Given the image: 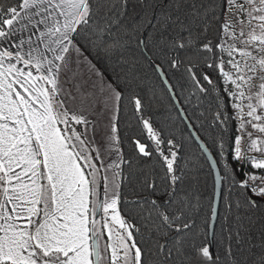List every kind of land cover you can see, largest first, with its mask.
I'll return each instance as SVG.
<instances>
[{
	"label": "snow or ice",
	"instance_id": "1",
	"mask_svg": "<svg viewBox=\"0 0 264 264\" xmlns=\"http://www.w3.org/2000/svg\"><path fill=\"white\" fill-rule=\"evenodd\" d=\"M142 3L145 16L129 20L128 0H0V264H249L239 256L242 221L219 239L208 238L206 220L201 229V200L177 174L179 146L140 115L134 88L147 69L170 92L176 73L193 94L207 95L205 85L223 91L234 117L221 110L213 122H238L231 155L259 170L238 180V169L226 165L223 179L243 193L238 210L259 208L264 0ZM210 18L219 25L214 40ZM20 32L29 35L16 51L4 46ZM93 53L109 62L114 79L89 59ZM218 80L226 87L217 89ZM125 100L151 141L129 137L127 159L118 127ZM96 115L106 116L104 128ZM218 147L222 156V140ZM153 154L161 172L132 170L134 158ZM251 264H264V253Z\"/></svg>",
	"mask_w": 264,
	"mask_h": 264
},
{
	"label": "trees",
	"instance_id": "2",
	"mask_svg": "<svg viewBox=\"0 0 264 264\" xmlns=\"http://www.w3.org/2000/svg\"><path fill=\"white\" fill-rule=\"evenodd\" d=\"M212 9L209 8L211 13ZM145 16V7L142 0H128L127 18H140ZM223 17H221V23ZM209 27L207 36L213 39L217 35L219 25L212 18L208 21ZM93 63L101 71L106 70V74L114 79L112 68L109 62L101 60L97 62L94 53L89 56ZM121 69L117 68L116 72ZM205 71H210L205 69ZM146 77L134 88L143 98V112L140 114L144 119L149 120L153 128L161 132L165 139H172L178 145V173L182 176V186L196 193L203 205L200 213V226L203 229V221L209 225L213 220V234L219 239L222 229L227 231L229 226L235 227L239 221H242L244 228L241 230L243 238L242 249L239 253L241 259L247 257L249 264L253 254L259 256L264 253V204L256 209H237L235 201L240 199L243 201V193L239 188L229 190L228 184L223 179L224 172L227 171L226 165H230L233 169H238L236 176L238 180H242L243 173L252 171L250 164L242 166L243 162H236L232 155V147L234 145L235 136L237 135V121L233 118L228 120L223 126L213 122L214 114L217 111H224L226 116H233L234 112L230 106V98L223 91H213L211 86L207 95L194 93L190 82L182 78L181 73L169 76V83L173 85L170 92L168 88L157 78V76L147 70ZM210 74L216 80L215 73ZM225 87L222 80H218L216 88ZM219 98V99H218ZM220 105L218 108L217 105ZM118 127L120 137L123 141L122 147L125 158H129L132 153V146L128 138L134 136L140 139L141 143L150 144L147 139L146 130L141 134L142 125L137 122V116L133 108L125 100L118 113ZM224 143L223 155L218 156L220 151L218 145ZM202 144L211 155L220 175V194L216 209L213 210V194L214 179L210 163L201 147ZM143 168L145 172H151L155 169L161 172V165L155 154L151 158H134L133 171H139ZM125 195L132 198L130 188L125 189ZM251 195V193H248ZM255 199V197H253ZM232 202L233 207L228 209L227 205ZM212 234V238H213ZM211 238V239H212ZM210 239V238H209ZM234 245L236 238L233 237ZM254 246V247H253Z\"/></svg>",
	"mask_w": 264,
	"mask_h": 264
},
{
	"label": "water",
	"instance_id": "3",
	"mask_svg": "<svg viewBox=\"0 0 264 264\" xmlns=\"http://www.w3.org/2000/svg\"><path fill=\"white\" fill-rule=\"evenodd\" d=\"M202 147V144H200ZM209 163L212 169V173H213V179H214V194H213V210L216 209L217 203H218V199H219V194H220V175L218 172V169L215 165V162L213 161L211 155L209 154V152L206 150V148L203 146L202 147ZM213 227H214V222L213 220L210 222L209 225V238H212V234H213Z\"/></svg>",
	"mask_w": 264,
	"mask_h": 264
},
{
	"label": "crops",
	"instance_id": "4",
	"mask_svg": "<svg viewBox=\"0 0 264 264\" xmlns=\"http://www.w3.org/2000/svg\"><path fill=\"white\" fill-rule=\"evenodd\" d=\"M28 35H29V33H27V32L17 33V35L12 38V40L10 41V43L9 44H5L4 46L5 47H9V50L16 51L17 49H15L13 47V45H15L16 43H19V40L20 39H25L26 40L27 37H28ZM33 39H35V37H33ZM26 50H27V47L24 46V48L22 49V51H26ZM66 87H67V85H66ZM101 116H103V115H96L95 117H90V118H93V119L97 120L98 121V125L100 124L99 125V127H100L101 126V123L103 124L105 122V120H104L105 117L102 120V122L100 121L102 119Z\"/></svg>",
	"mask_w": 264,
	"mask_h": 264
},
{
	"label": "rangeland",
	"instance_id": "5",
	"mask_svg": "<svg viewBox=\"0 0 264 264\" xmlns=\"http://www.w3.org/2000/svg\"><path fill=\"white\" fill-rule=\"evenodd\" d=\"M225 87H226V85H225ZM104 117H105V119H104ZM101 122H102V120L104 119L105 120V122L102 124L101 123V126L99 127V128H104L106 125H107V118H106V116H101ZM238 123V122H237ZM100 125V124H99ZM250 130V129H249ZM246 145H247V140H245V142H244V144H242L241 146L242 147H246ZM249 155H258V153H255V152H252V153H249ZM252 169V168H251ZM252 171H257V172H259V170H255V169H252Z\"/></svg>",
	"mask_w": 264,
	"mask_h": 264
}]
</instances>
